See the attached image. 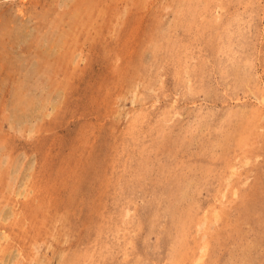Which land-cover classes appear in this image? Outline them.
Masks as SVG:
<instances>
[{
  "label": "rangeland",
  "instance_id": "obj_1",
  "mask_svg": "<svg viewBox=\"0 0 264 264\" xmlns=\"http://www.w3.org/2000/svg\"><path fill=\"white\" fill-rule=\"evenodd\" d=\"M27 1L0 0V264H264V0Z\"/></svg>",
  "mask_w": 264,
  "mask_h": 264
},
{
  "label": "bare ground",
  "instance_id": "obj_2",
  "mask_svg": "<svg viewBox=\"0 0 264 264\" xmlns=\"http://www.w3.org/2000/svg\"><path fill=\"white\" fill-rule=\"evenodd\" d=\"M18 1H19V3H20L19 5L22 6L23 9H25V10H28L27 7L25 6L27 2H29L30 4H33L31 1H27V0H18ZM23 9H19V12H20L22 15L25 14V12L23 11ZM60 40H61V39H60ZM59 43H60V42H58V44H59ZM58 44H57V45H58ZM43 57H44L45 59H47L48 54H47V53L43 54ZM214 217H215V219H217V214H216V213L214 214Z\"/></svg>",
  "mask_w": 264,
  "mask_h": 264
}]
</instances>
